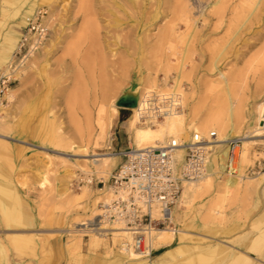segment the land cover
Instances as JSON below:
<instances>
[{"label":"rangeland","instance_id":"obj_1","mask_svg":"<svg viewBox=\"0 0 264 264\" xmlns=\"http://www.w3.org/2000/svg\"><path fill=\"white\" fill-rule=\"evenodd\" d=\"M124 1L127 6L122 0H0V52L37 6H46L51 16L47 40L23 60L10 86L12 98L0 123L1 135L10 139L0 145V181L17 193L19 203L5 194V201L1 198L10 208L17 204L13 222L21 223L13 225L0 214V264H123L115 261L117 255L128 264L114 223L99 217V224L96 215H102L112 195L108 180L120 162L117 153L139 147L142 133L152 135L155 145L164 144L158 135L167 129L170 109L161 119L142 122L125 96L135 84L144 103L153 89L164 96L180 68L185 71L183 97L173 138L184 142L180 133L206 134L205 127L222 137H253L247 154L238 153L237 188L226 174H214L202 181L206 185L190 204L174 206L164 227L187 232L183 253L165 255L178 246L175 234L151 259L165 264H264V168L251 174L264 158V0ZM178 1L190 7L189 30L181 22ZM87 7L99 10L97 43L104 44L107 69L100 62L102 46L91 37L78 56L67 54L88 22ZM110 12L115 15L108 17ZM116 17L132 21L120 31L114 26ZM168 25H174L175 34L166 31ZM88 44L95 45L94 51ZM186 51L190 60L185 64L181 57ZM106 70L112 71L107 75ZM101 153L116 155L102 176L87 161L92 157H85ZM217 153L214 147L211 158ZM84 189H90L88 195H81ZM104 192L110 193L106 200ZM24 220L30 221L27 226Z\"/></svg>","mask_w":264,"mask_h":264},{"label":"built area","instance_id":"obj_2","mask_svg":"<svg viewBox=\"0 0 264 264\" xmlns=\"http://www.w3.org/2000/svg\"><path fill=\"white\" fill-rule=\"evenodd\" d=\"M49 11L46 6H37L26 17L18 41L11 56L0 70V118L2 109L8 103L6 94L16 79L23 60L36 52L47 40ZM156 89L147 93L143 106H138L142 122L161 119L171 107V97H162ZM180 104H176L179 110ZM172 108V107H171ZM217 133L210 130L201 134L193 130L183 143L177 138L168 140L160 147H127L120 150L118 163L109 177L108 189L111 197L102 206L101 218L122 222L133 232V247L140 249L143 232L147 228L160 229L169 220L171 209L176 205L184 181H194L205 175V170L215 147ZM242 144L239 136L224 141L227 155L224 163L229 175L238 173V152ZM182 147L184 152L180 163L175 151ZM251 174L264 168V158L257 161ZM92 183V179L89 180Z\"/></svg>","mask_w":264,"mask_h":264},{"label":"bare ground","instance_id":"obj_3","mask_svg":"<svg viewBox=\"0 0 264 264\" xmlns=\"http://www.w3.org/2000/svg\"><path fill=\"white\" fill-rule=\"evenodd\" d=\"M124 3L125 1L122 0ZM117 2V1H115ZM176 2V0H175ZM81 3V2H80ZM83 3H85L83 1ZM158 4V3H157ZM177 4V7L178 9L181 11L182 13V20L181 22H184L185 23V27L186 29H190L191 28V24H192V19H191V15H190V12L189 9H188V5L187 3L185 5H183L180 1H178ZM82 5V4H80ZM124 6H127L126 3L123 4ZM88 8V7H87ZM91 8V7H90ZM190 8V7H189ZM102 9V8H101ZM100 9V10H101ZM174 9H175V5H174ZM86 10V9H85ZM105 10V9H104ZM97 11H99L98 9L97 10H90L89 8L86 10V18L88 21L86 24L83 23V28H81V30L83 29L82 32H80V37L78 35V39L76 41H74L69 47H68V52L67 54L68 55H71L74 54L73 56L75 57V54L78 56L79 55V52L81 51L80 50V47L82 45H84V43L86 44V42L90 41V40H87V39H90L91 37V40L92 43H97L98 41H100V36H101V30H100V26L98 24V20L96 18V15H98ZM106 12L108 11L105 10ZM177 12V11H176ZM32 11L29 13L31 14ZM108 13V12H107ZM115 15V13H111L108 14V17L111 16V15ZM107 16V15H106ZM188 17L187 20L184 19V17ZM50 14L48 15V18L47 20L49 21V18H50ZM25 18V17H23ZM117 19V24H114L115 27H118V30H122L126 27H128L130 25V22L132 21L131 19H128V20H125V19H120L119 17H116ZM172 22V21H171ZM23 24H25V22L22 21ZM85 25V26H84ZM178 25V24H177ZM168 25L166 26V28L168 30L166 31H169L170 30V34L173 35L175 33H173V26L172 25ZM21 27V26H19ZM48 27H49V23H48ZM110 28H113V24H111V21L109 20L108 21V24L106 26V29L109 30ZM177 30V29H176ZM14 35L17 36V38H19V30L14 29ZM110 31V30H109ZM165 31V32H166ZM164 32V31H163ZM13 33V32H11ZM167 33V32H166ZM169 33V32H168ZM165 34V33H164ZM183 34V33H182ZM13 34H10L8 37H7V45L5 46V49L3 52H0V67L3 66L4 64L6 65V63L8 62L10 56H11V53L12 51L14 50L15 48V45H16V42L18 41V39L16 37H14ZM121 35V34H120ZM167 35V34H166ZM165 35V37H166ZM180 32L177 34V36H180ZM162 36V35H161ZM182 36V35H181ZM164 36L162 37L165 38ZM175 37V35H174ZM173 37V39H174ZM187 37V36H186ZM117 38V41H121L119 35L117 34L116 36ZM176 38V37H175ZM166 39V38H165ZM85 40H87L85 42ZM169 40V39H168ZM123 41L127 42V38H125ZM122 41V44H124V47H127V44L125 45V43H123ZM162 41V40H161ZM159 41V42H161ZM101 42V41H100ZM99 44V43H97ZM96 44V45H97ZM89 45V44H88ZM87 45V47H88ZM103 43L102 44H99V46H102V55H100V62H102V65L103 67H108V63H110L105 56H104V47H103ZM43 46V45H42ZM98 46V45H97ZM98 46V47H99ZM95 47V45H94ZM92 46V48H94ZM91 48V46L89 45V49ZM91 48V49H92ZM96 48V47H95ZM100 49V48H99ZM85 50V49H84ZM98 50V48H97ZM101 50L99 52H101ZM92 51H94V49H92ZM89 52V53H92ZM86 52V51H85ZM98 52V53H99ZM87 53V52H86ZM88 53V54H89ZM33 53H31L30 55L32 56ZM93 55V54H92ZM99 55V54H98ZM189 55V54H188ZM187 55V51L184 52V54L182 55L181 57V61L182 63H185L186 64V61L187 60H190L189 59V56ZM76 56V57H77ZM82 57L85 56V55H81ZM115 55H113L114 57ZM73 58V57H71ZM78 58V57H77ZM84 58V57H83ZM86 58H90L89 55L86 56ZM85 58V59H86ZM91 60V59H90ZM99 60V59H98ZM82 61V60H81ZM86 61H89V60H86ZM90 63V62H87V64ZM115 62L111 63V64H114ZM169 64V63H168ZM183 65L182 67H185L186 65ZM4 65V66H5ZM101 66V65H100ZM48 67V66H47ZM178 67V66H177ZM181 67V66H180ZM2 68V67H1ZM102 68V66H101ZM107 69V68H106ZM46 70V66L43 67V71ZM189 70V68H187V71ZM100 71V70H99ZM105 71V70H104ZM106 74L108 75L110 71L106 70ZM167 71V70H166ZM77 72V71H76ZM184 72L182 68L179 69V71L177 72V78L175 79V82H174V85L173 87L171 88V90H168L166 92H164V97H171V107H170V112L168 114H170V118L168 119V124H166L167 126V129L163 132L162 135H158L156 134V136L158 135L161 136V140L163 139L164 143H166L168 140H171L173 139V135H174V131H175V128L176 126H178V122H179V117H178V111H176V104H182V101H181V98L183 97L182 96V81H184ZM101 74V73H100ZM18 75V74H16ZM105 75V74H104ZM99 85V84H98ZM105 85V84H103ZM139 86V85H138ZM136 84L127 90V96L134 99L136 101V106H132L131 104L127 103V105H129L131 108H134V111H138V106H143L144 105V99L140 98V91H139V87H138ZM104 87V86H103ZM97 89V88H95ZM99 91V90H98ZM13 92V90H11V88L8 89L7 91V94H6V98L8 101L11 100L12 98V95L11 93ZM144 93V92H143ZM141 92V94H143ZM163 93V92H162ZM100 94V93H99ZM102 95V94H101ZM97 96V95H96ZM95 96V98H96ZM143 97V96H141ZM113 105V104H112ZM8 105H6L5 107H3L2 109V112L3 110H6ZM259 107H262V104L259 106ZM262 111H264V109H262ZM263 114V113H262ZM167 114H165L166 116ZM139 116V113L137 112V115L136 117ZM2 117L0 118V123L2 121ZM168 118V117H167ZM138 121V120H137ZM166 121V120H165ZM136 122L134 121L133 124H135ZM167 123V121H166ZM158 124V123H157ZM208 124V123H207ZM181 125V124H180ZM179 125V126H180ZM212 125V124H211ZM161 126V125H160ZM211 127V126H209ZM198 129V128H197ZM204 129V128H203ZM260 130V129H259ZM262 130V129H261ZM161 131V130H160ZM198 131V130H197ZM201 131H202V128H201ZM209 130L208 128L205 127V129L203 130V133H207ZM181 132V131H180ZM255 132V131H254ZM256 132H258V130H256ZM159 133V132H157ZM180 135L182 136L183 139H188L189 138V135L187 132H182L180 133ZM234 136V135H233ZM232 136V137H233ZM248 136V135H247ZM253 136H249V137H244L242 138V144H241V147L239 149V152L241 154V150H243V154L246 155L247 154V147H248V141H249V138H251ZM176 138V137H175ZM228 138H231V137H222L220 135H217V138H216V143H215V147L218 148L219 150V153H217L216 155H214L211 159H209L208 163H207V166H206V170H205V175L202 176L201 178L197 179V180H194V181H184L183 184H182V191H181V194H180V197L178 199L177 202H179V205L178 203H176L178 206L177 207H180L182 205H188L190 204V201L192 199V197L195 195V193L197 192V190H199L200 188H203V186L206 185V182H202V181H206V178L214 175V174H220V175H224L226 174L228 176V182H230V184L232 185V187H238V182L239 181V173H237V175H229L225 172V167H224V163H225V159H226V155H227V149L226 147L224 146V141ZM138 146L137 148H144V147H147V146H156V147H160L158 145H155L154 143V138L152 135H149L148 134H139V137H138ZM10 141L9 137L5 136L4 134L1 135V132H0V145H3L4 143ZM161 141H159L160 143ZM162 143V142H161ZM181 143H183L181 141ZM244 144V145H243ZM162 146V145H161ZM180 151V152H178ZM184 150L182 147L176 149L175 151V155H176V161L177 163H180L181 159H182V154H183ZM178 154V156H177ZM242 156V154H241ZM85 157H92L90 160L88 159L87 161H91V163H93L96 167V173L100 176L102 175H106L108 173V168L109 165H112L113 163H111L112 161H114V158L116 157V155H112V154H109V153H101V154H94L92 156H85ZM245 157V156H243ZM244 159L246 158H243V161H245ZM111 163V164H110ZM239 164V163H238ZM114 166V165H113ZM80 167V166H79ZM112 167V166H111ZM81 168V167H80ZM84 169V168H83ZM238 169V172H239V167L237 168ZM84 171V170H83ZM86 171V170H85ZM88 172H91V171H88ZM219 176V175H218ZM213 177V176H212ZM222 177V176H221ZM211 179V177H210ZM209 180V179H208ZM207 180V181H208ZM228 184V183H227ZM229 184V185H230ZM9 186V185H8ZM8 186H6L5 184H3L1 181H0V214L3 215V216H6L8 219H10V222L14 225L17 223L13 222L15 219H17V214H18V209H17V204L19 203L18 202V196H17V193L15 194L13 190H11L10 188H8ZM228 186V185H227ZM231 188V187H229ZM13 189V188H12ZM202 190V189H201ZM90 189H84L83 190V196L84 195H88ZM102 191V190H101ZM110 191V190H109ZM111 192V191H110ZM4 194L5 196L8 195V197L10 196L12 199V201H14L15 203H17L16 205H13L12 208H10V206H6V204H4L5 202H3L4 200ZM81 194V195H82ZM109 194L110 193H106L104 192V199H108L109 198ZM3 195V196H2ZM3 197V200L2 198ZM79 197V196H78ZM81 197V196H80ZM7 198V197H6ZM10 199V198H9ZM14 199V200H13ZM8 200V199H6ZM10 200V201H11ZM109 200V199H108ZM108 200L106 201V203L108 202ZM5 201V200H4ZM11 201V202H12ZM10 202V203H11ZM14 203V204H15ZM97 204V202L95 203ZM105 206V205H104ZM176 207V208H177ZM174 208V207H173ZM171 209V212H170V215H169V219L171 220L172 217H173V213H174V210L175 209ZM101 214V213H100ZM100 214H97L96 215V220L100 223V221L98 220L99 217L101 216ZM103 221H107V222H113L114 223V227L112 228L113 231H115L116 233H118L117 235L120 237L121 239V250L123 249V251L125 252L127 258L132 262V264H165L163 262L161 263H158L157 261H154L151 259V256L154 252H156L157 250L160 249V247H162V245H170L172 243V240L174 237L175 234H178V239H179V242H178V246L176 247H173L172 250H170V257H173V258H176L178 255H181L183 253V249H182V241H183V238H184V235L187 233L185 230H182L180 232H176V230H174L173 228H167V227H164V228H161V229H155L153 227L151 228H147L142 234L143 236L139 237V239L141 240V248L140 249H137V248H134L132 243H133V238H134V235H133V232H131V230H129L130 228L128 227H125V225L120 222V221H116V220H108L106 218H102ZM87 223V222H86ZM80 225H85V223L83 224H80ZM113 225V224H112ZM166 228V229H165ZM192 237V236H191ZM189 236V238H191ZM188 238V237H186ZM13 241L15 242H22V241H25V242H29L27 239H18V238H12ZM9 241H11L9 239ZM12 243V241H11ZM168 252V251H167ZM1 249H0V258H1ZM247 260V259H246ZM2 261V260H1ZM171 262V261H170ZM168 264V262L166 263Z\"/></svg>","mask_w":264,"mask_h":264},{"label":"crops","instance_id":"obj_4","mask_svg":"<svg viewBox=\"0 0 264 264\" xmlns=\"http://www.w3.org/2000/svg\"><path fill=\"white\" fill-rule=\"evenodd\" d=\"M23 27V26H22ZM22 30V29H21ZM82 194V193H81ZM29 220H24V224L27 226V224H29ZM17 223V225H21V223L20 222H16ZM28 240V239H27ZM30 241V240H29ZM221 242H224V241H221ZM237 248H238V246H237ZM170 250H172V248L170 249ZM170 250H168V252H166V254L165 255H168V256H170ZM120 251H121V253L122 254H124V255H126L125 254V252L123 251V250H121V247H120ZM157 251H159V250H157ZM152 257V256H151ZM160 259V258H159ZM125 260H127V263L128 264H132V262L127 258V256H125ZM115 261L117 262V261H119V262H121V263H125L124 262V259L123 258H121L119 255H117L116 256V258H115ZM126 264V263H125Z\"/></svg>","mask_w":264,"mask_h":264},{"label":"water","instance_id":"obj_5","mask_svg":"<svg viewBox=\"0 0 264 264\" xmlns=\"http://www.w3.org/2000/svg\"><path fill=\"white\" fill-rule=\"evenodd\" d=\"M125 98L129 100L127 103L131 104L132 106H133V105L135 104V102H136L134 99L128 97L127 95L125 96Z\"/></svg>","mask_w":264,"mask_h":264}]
</instances>
